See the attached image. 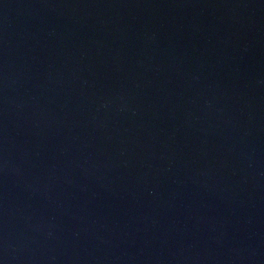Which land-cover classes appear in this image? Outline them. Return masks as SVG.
I'll return each instance as SVG.
<instances>
[{
	"label": "water",
	"instance_id": "water-1",
	"mask_svg": "<svg viewBox=\"0 0 264 264\" xmlns=\"http://www.w3.org/2000/svg\"><path fill=\"white\" fill-rule=\"evenodd\" d=\"M0 264H264V0H0Z\"/></svg>",
	"mask_w": 264,
	"mask_h": 264
}]
</instances>
